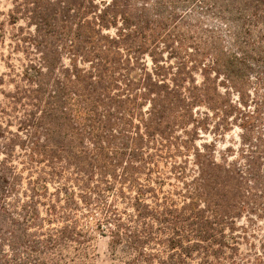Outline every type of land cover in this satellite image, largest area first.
<instances>
[{"label":"trees","instance_id":"1","mask_svg":"<svg viewBox=\"0 0 264 264\" xmlns=\"http://www.w3.org/2000/svg\"><path fill=\"white\" fill-rule=\"evenodd\" d=\"M10 17L32 31L0 79V264H92L97 236L121 264H264V0Z\"/></svg>","mask_w":264,"mask_h":264},{"label":"rangeland","instance_id":"2","mask_svg":"<svg viewBox=\"0 0 264 264\" xmlns=\"http://www.w3.org/2000/svg\"><path fill=\"white\" fill-rule=\"evenodd\" d=\"M13 9V0H0V79L5 80L4 86L1 87L2 90L9 91L12 89L11 83H9L10 78L14 77L13 72L8 68L14 66L17 71L21 69V63L24 61V55L16 47L17 39L15 36L21 34L20 28L24 29V32H31L28 29L26 20H20L16 25L12 24V18L10 17L11 11ZM19 72V71H18ZM15 79V78H14ZM3 102V97L0 94V103ZM240 130L237 128L228 134L225 139L227 144L232 140L238 141V134ZM209 141L212 137H205ZM219 148L223 149L222 144L218 145ZM92 253V264H121L119 263L118 256H115L109 247V241L107 238L97 236L91 245Z\"/></svg>","mask_w":264,"mask_h":264}]
</instances>
